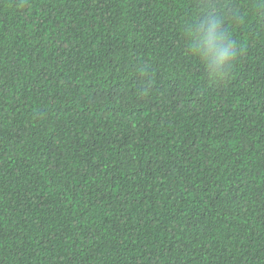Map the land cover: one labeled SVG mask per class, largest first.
<instances>
[{"label": "trees", "instance_id": "1", "mask_svg": "<svg viewBox=\"0 0 264 264\" xmlns=\"http://www.w3.org/2000/svg\"><path fill=\"white\" fill-rule=\"evenodd\" d=\"M0 264H264V0H0Z\"/></svg>", "mask_w": 264, "mask_h": 264}, {"label": "clouds", "instance_id": "2", "mask_svg": "<svg viewBox=\"0 0 264 264\" xmlns=\"http://www.w3.org/2000/svg\"><path fill=\"white\" fill-rule=\"evenodd\" d=\"M221 25V18L209 10L206 17L195 27H190L188 32L189 52L200 57L210 79L225 76L237 56L229 35Z\"/></svg>", "mask_w": 264, "mask_h": 264}]
</instances>
